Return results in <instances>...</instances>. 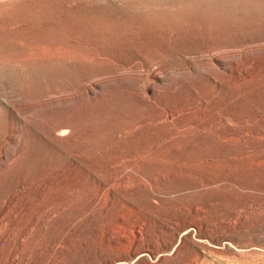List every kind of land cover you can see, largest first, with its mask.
<instances>
[{"label":"rangeland","instance_id":"rangeland-1","mask_svg":"<svg viewBox=\"0 0 264 264\" xmlns=\"http://www.w3.org/2000/svg\"><path fill=\"white\" fill-rule=\"evenodd\" d=\"M0 264H264V0H0Z\"/></svg>","mask_w":264,"mask_h":264},{"label":"bare ground","instance_id":"bare-ground-1","mask_svg":"<svg viewBox=\"0 0 264 264\" xmlns=\"http://www.w3.org/2000/svg\"><path fill=\"white\" fill-rule=\"evenodd\" d=\"M186 53H192V52L186 51ZM216 64L220 66L224 71L230 72V69L227 68V66H225L224 63L217 61ZM146 67L148 68V76L156 82L153 83L143 82L144 80L143 76L137 75L133 77L134 84L130 85L129 88L128 87L126 88L130 92V98L135 100L140 106L142 107L154 106L157 107V111L154 114L148 116L147 118L133 123V125L129 128H124L122 130H119L118 131L119 135L121 134L129 135L131 133L140 131L142 128H140L139 125L141 124L145 125L146 127L155 128V126L157 125L172 122L179 116L182 115L184 116L186 114L189 115L191 111L199 110L200 107L206 108V102L208 100L207 95L199 94L194 99H190L188 93L185 94L183 92L184 87L181 88L182 85L176 86L174 84L172 86L170 85L169 89L164 90L165 88L163 89V86H165L166 83L159 77L161 68L157 64L156 60H151V63L146 64ZM216 76L217 75L213 73H207L206 75L208 81H210L214 85H219L220 80L216 81ZM189 83L193 92H197L200 87L199 85H201L199 81H196V83H191V82ZM178 89L180 90L178 91ZM80 94L81 91H79L77 88L73 93V97L74 98L80 97L79 96ZM73 97H71L70 99H72ZM226 120H230V119L227 118ZM72 131H73V126L71 123L59 122L54 127V134L57 136H68ZM232 137L234 140L237 139L236 135L228 136V138H232ZM133 154H135L134 155L135 157H143L145 155L144 151H141V153L135 151L133 153H121L118 155V157L121 159H128L129 157H132Z\"/></svg>","mask_w":264,"mask_h":264}]
</instances>
